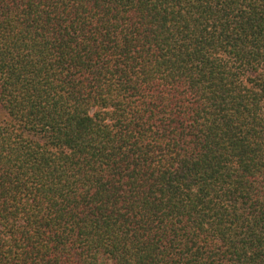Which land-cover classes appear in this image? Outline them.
<instances>
[{
	"label": "trees",
	"instance_id": "obj_1",
	"mask_svg": "<svg viewBox=\"0 0 264 264\" xmlns=\"http://www.w3.org/2000/svg\"><path fill=\"white\" fill-rule=\"evenodd\" d=\"M0 264H264V0H0Z\"/></svg>",
	"mask_w": 264,
	"mask_h": 264
}]
</instances>
